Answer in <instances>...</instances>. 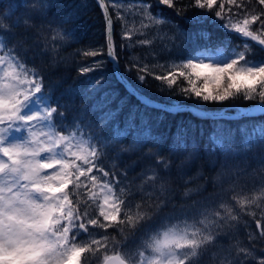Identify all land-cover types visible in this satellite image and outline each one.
<instances>
[{
	"label": "snow or ice",
	"instance_id": "obj_1",
	"mask_svg": "<svg viewBox=\"0 0 264 264\" xmlns=\"http://www.w3.org/2000/svg\"><path fill=\"white\" fill-rule=\"evenodd\" d=\"M56 3L20 0L0 9V264H201L210 250H215L214 264H264V123L234 129L222 121L239 118L243 108L226 114L196 111L174 99L154 103L132 86L126 90L139 104L129 108L122 127L116 118L127 98L110 108L116 91L103 92L93 104L102 113L101 123L86 120V110L69 121V105L53 103L42 69L27 63L29 52L50 54L55 68L65 59L59 51L74 42L67 25L87 7L86 0L69 5L73 10L62 16L52 14ZM96 3L105 41L73 51L79 76L102 72L111 61L118 81L127 84L119 74L120 53L127 51L125 72L134 73L143 86L157 82L162 95L196 105L251 101L264 113V57L257 58V49L264 53V0ZM160 6L178 20L165 16ZM180 20L217 23L242 43L226 51L227 38L213 42L204 29L190 34ZM117 22L119 52L113 34ZM190 36L192 51L185 54ZM198 38L205 43L198 44ZM137 48L144 54H132ZM104 80H90L84 93L95 99ZM182 107L214 122L204 147L216 157L215 176L184 188L182 200L201 197L190 204L175 202L179 186H173V155L187 154L175 164L186 186L191 178L184 179L185 166L200 152L196 126L177 124L164 155L165 138L153 134L145 111L180 114ZM109 125L111 136L104 132ZM128 135L132 142L124 146ZM136 152L151 163L129 178V168L121 169L118 161ZM223 239L229 243L221 244ZM129 242L135 247L130 249Z\"/></svg>",
	"mask_w": 264,
	"mask_h": 264
},
{
	"label": "trees",
	"instance_id": "obj_2",
	"mask_svg": "<svg viewBox=\"0 0 264 264\" xmlns=\"http://www.w3.org/2000/svg\"><path fill=\"white\" fill-rule=\"evenodd\" d=\"M81 0H57L56 7L52 10V14L56 16H62L68 12H71L73 9L69 7L72 4H79ZM107 2H111V0H107ZM20 0H0V9L6 8L8 5H19ZM87 7L82 9L79 16L75 18L69 25H67L68 29L73 33L74 42H70L68 45L64 46L59 51V56L65 58L64 62L59 64L57 67H50L51 63V55H36L33 57V53H28L27 63L29 66L36 65L42 69L45 84L51 88V96L53 103L59 102L61 104H68L70 110L67 113L68 120L71 121L72 118L77 115L79 112L86 110V120H91L92 122L99 124V117L102 113L98 110H93V104L100 101L102 98V94L105 91H116L118 92V96L109 106L112 109H116L117 102L121 98H127V103L125 104L123 111H121L116 118L117 121L120 122L121 127L123 126V120L129 108L132 105L139 104L138 99L129 95V93L125 90L123 85L118 81L115 77L113 69L111 68V64L108 61L106 68L101 72H93L88 74V76H79L77 73L78 64L73 62L72 53L75 49L81 48L86 49L90 42L93 43L94 47H99V45L103 44L105 41V29H104V21L101 10L99 9L98 4L95 0H86ZM163 10L164 15L171 17L173 19H177L175 17V13L171 9H167L165 6H160ZM111 10V9H110ZM181 27L184 28L190 34L197 29H204L211 33V38L213 42H218L225 40L227 38L228 47L226 51H230L232 45L241 44V38L234 33H227L222 28L218 26L217 23H212L205 21L203 24H185L182 20L179 21ZM121 25L119 22L114 26V38L117 44V50L119 52V45L121 43ZM50 38L53 37V34H49ZM198 44L205 43L203 39H197ZM192 42L191 36L189 38L188 44L184 48L185 54L192 51ZM134 55H143L144 50L137 48ZM129 56V52L124 51L120 53V61H119V72L122 76L125 77L126 81L131 84L132 87L139 89V91L150 98L151 100L159 103L169 104L171 100L181 102L182 105H191L196 106L200 110L210 111V112H230L233 113L235 108H245L247 106H251L254 102L251 101H236L232 104H202L196 105L195 101L191 100H182L181 97L169 98L165 95H162L160 92L156 90L157 82L150 80L148 86H143L137 83L135 80V74H127L125 72V66L127 63V57ZM264 57V53H260L257 49V58ZM77 60L79 57L76 58ZM91 59V58H89ZM103 76L105 78L104 83L100 85V90L95 93V99H91L90 94H85L84 90L89 87V81H94L95 79ZM73 89V93L69 94L68 89ZM47 90V89H46ZM140 107L144 106L140 104ZM107 109H105L106 111ZM146 114L151 118V123L153 125L152 132L154 135H162L165 139L162 145L164 155L168 154V147L172 142V135L176 131L177 124L183 123L194 124L196 126V134L195 139L199 143L200 152L195 159H192L185 166L184 179H188L190 182L185 186L181 181L175 164H178L180 160H183L187 155L186 153H178L173 155V160L175 161L172 169V177H173V186H179V190L176 193L177 204L180 203H191V200L200 199L201 197L192 194L191 200H182L181 194L184 191L185 187L188 188H196L197 186L203 185L205 180H209L215 176V169L213 168V164L216 160V157L209 156L205 151V144L207 143V137L209 133L212 131L214 127V122L208 119L198 118L193 115L191 112L187 110H181L180 114H169L167 112L160 113L155 108H147L145 109ZM225 126H230L232 128H238L239 126H246L251 128L252 123H264V113H252L241 116L239 119L228 120L225 119L222 121ZM113 125H109L104 129L106 135L111 136ZM203 130V136L199 135L200 130ZM99 130V129H97ZM191 135V130H190ZM132 142V135H128L124 138V146H127ZM235 143L240 145L242 143V136L239 132H237L235 136ZM110 163V162H109ZM120 168L123 169L126 166L129 168L127 173L129 178H132L140 173L141 170L149 163L150 160L142 158L140 152L136 153H127L124 154L121 159L118 161ZM218 167V165H217ZM139 184V180L136 181ZM208 192H211V183L208 184ZM208 192H204L203 195H208ZM138 198V197H137ZM260 213L257 212V216L259 217ZM247 219V217H245ZM252 229L254 230L255 224L254 221H251ZM111 231V230H110ZM241 238L244 237L243 231L240 233ZM229 241L227 239H223L221 244L227 245ZM135 242H129V248H134ZM213 251L210 250L208 253L204 255L201 259V264H214L213 261Z\"/></svg>",
	"mask_w": 264,
	"mask_h": 264
},
{
	"label": "water",
	"instance_id": "obj_3",
	"mask_svg": "<svg viewBox=\"0 0 264 264\" xmlns=\"http://www.w3.org/2000/svg\"><path fill=\"white\" fill-rule=\"evenodd\" d=\"M96 1V0H95ZM110 62V64H111V68L113 69V71L115 72V69H114V67H113V64H112V62L111 61H109ZM120 74V73H119ZM121 75V74H120ZM115 77L117 78V76L115 75ZM120 82V81H119ZM122 85H123V87L125 88V90H126V88H127V86H131V84H129V82H127V84H125V83H123V82H120ZM127 91V90H126ZM128 92V91H127ZM133 96H135V95H133ZM136 97V96H135ZM153 101V100H152ZM154 103H159V102H155V101H153ZM187 106H191V105H187ZM196 107V106H195ZM244 109V114L242 115V116H245V115H248V114H252V113H257V112H259V111H257L256 110V108H255V104H253V105H251V106H247V107H245V108H243ZM182 110H187V109H185V108H183L182 107ZM188 111V110H187ZM196 111H203V110H200L199 108H197L196 107ZM193 115H195V113H193V112H191ZM216 113H222V112H216ZM223 113H226V114H231L230 112H223ZM196 116V115H195ZM241 117V116H240Z\"/></svg>",
	"mask_w": 264,
	"mask_h": 264
},
{
	"label": "bare ground",
	"instance_id": "obj_4",
	"mask_svg": "<svg viewBox=\"0 0 264 264\" xmlns=\"http://www.w3.org/2000/svg\"><path fill=\"white\" fill-rule=\"evenodd\" d=\"M114 72V71H113ZM120 73V72H119ZM244 117V116H243ZM239 119V118H238Z\"/></svg>",
	"mask_w": 264,
	"mask_h": 264
}]
</instances>
